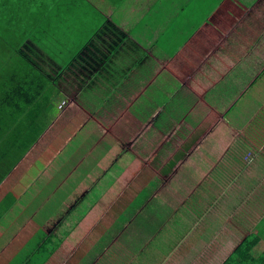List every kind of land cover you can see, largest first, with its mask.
Wrapping results in <instances>:
<instances>
[{"label": "crops", "instance_id": "obj_1", "mask_svg": "<svg viewBox=\"0 0 264 264\" xmlns=\"http://www.w3.org/2000/svg\"><path fill=\"white\" fill-rule=\"evenodd\" d=\"M10 1L0 32L32 28L0 36V264L264 249V0L202 21L177 0Z\"/></svg>", "mask_w": 264, "mask_h": 264}, {"label": "trees", "instance_id": "obj_2", "mask_svg": "<svg viewBox=\"0 0 264 264\" xmlns=\"http://www.w3.org/2000/svg\"><path fill=\"white\" fill-rule=\"evenodd\" d=\"M9 1L10 0H0V20L4 19V16H2L3 13L7 14V11L10 13L12 12L10 11V8H9L11 1L10 2ZM11 14L13 15V12ZM19 27H16V28H19ZM24 28H29V26L24 27ZM15 50H16L15 51L16 53L17 49ZM16 54L18 55L20 53L17 52ZM21 58H23V60L26 61L24 57H22V55H21ZM24 68L25 67H23V69ZM26 76H27L26 80H28V78L30 77L29 73H27ZM262 239L263 237H260L257 235L248 236L233 251V253L226 259V261L223 264H264V249L263 250L258 249V245L262 242Z\"/></svg>", "mask_w": 264, "mask_h": 264}, {"label": "rangeland", "instance_id": "obj_3", "mask_svg": "<svg viewBox=\"0 0 264 264\" xmlns=\"http://www.w3.org/2000/svg\"><path fill=\"white\" fill-rule=\"evenodd\" d=\"M195 3L193 8L197 7L196 10L191 9V3ZM216 2H211L210 0H177L175 4L172 5L174 9L177 10V14L181 8H183V13L186 18L191 17L194 20H201L204 19V14L210 11V6L214 5ZM189 4V5H188ZM12 13V12H11ZM10 12L7 11V16L9 17ZM2 15V14H1ZM4 16V13L3 15ZM22 16V15H21ZM199 23V22H198ZM31 28H24L20 26L19 28H12L6 32H0V36H9L11 34H27L30 33Z\"/></svg>", "mask_w": 264, "mask_h": 264}]
</instances>
